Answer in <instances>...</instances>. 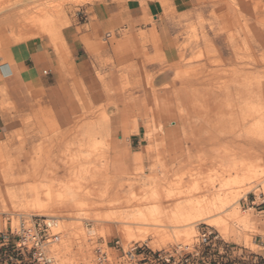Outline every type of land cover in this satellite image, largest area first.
Instances as JSON below:
<instances>
[{
    "label": "rangeland",
    "instance_id": "374dc122",
    "mask_svg": "<svg viewBox=\"0 0 264 264\" xmlns=\"http://www.w3.org/2000/svg\"><path fill=\"white\" fill-rule=\"evenodd\" d=\"M110 1L118 12L97 34L90 6ZM185 5V11L176 12L166 0H0V65H15L32 52L44 61L52 52L67 104L66 123L59 125L44 84L34 77L8 81L0 76V221L26 214L27 202L65 205L53 229L59 240L49 246L59 264H99L96 248L117 257L110 248L114 241L124 249L133 241L124 242L121 224L107 218L130 216L153 204L152 186L163 189L165 205L184 201L190 196H173L174 183L181 178L190 184L191 177L207 175L210 160L227 151L255 153L248 158H260L264 171V132H250L253 124H264V0H185ZM48 17L55 19L53 37L44 33ZM73 26L96 68L101 102L93 101L73 74L62 38ZM168 45L170 56L164 53ZM138 127L145 147L132 157L127 150H113L114 144H125L118 136ZM233 132L242 140H235L236 146ZM244 139L250 154L241 149ZM130 183L136 187L131 192ZM191 196L206 198L197 189ZM261 201V185L237 201L243 210L252 206L260 223L250 230L252 245L238 229L222 238L264 256V207L256 206ZM148 240L134 242L151 249L180 243L179 238L155 245ZM114 261L136 264L125 257Z\"/></svg>",
    "mask_w": 264,
    "mask_h": 264
},
{
    "label": "bare ground",
    "instance_id": "6f19581e",
    "mask_svg": "<svg viewBox=\"0 0 264 264\" xmlns=\"http://www.w3.org/2000/svg\"><path fill=\"white\" fill-rule=\"evenodd\" d=\"M47 22H48V29L47 31H45L46 29H44V33L49 34V36L54 35L55 29H52V27H55V19L48 17ZM57 39L58 38H56V40ZM57 42L58 41H56V43ZM61 43H63L62 40L60 44ZM248 115H250V113ZM238 128L240 129V127ZM255 129H257L258 131L262 130L264 132V124L263 123L260 124L259 127L257 124L256 126H254L253 124L252 129L250 127V132L255 131ZM238 136L239 135L236 134L235 132L232 133V138L234 139L233 140L234 145H235L234 141L236 140V138H238ZM236 141L238 142L242 140H236ZM243 144L246 146L245 147L243 146L241 148L242 150L243 148L247 147L246 151H249L248 152L249 154L253 152L252 148L248 146L245 139ZM243 144L241 143V145ZM228 147H226V149ZM240 147L238 148L235 147V148L239 149ZM232 151H227L230 153L225 152L226 154L222 157L219 156L220 158L217 157L211 159L210 160L211 167L210 166H209L210 168L208 167L209 172L207 175L205 176L202 175L200 177H194V176L191 177L192 183L190 181V184L187 183L184 184V181H182L181 178L180 181L174 183L178 187L176 191L173 192L172 195L177 196L178 199H179L178 195H180L181 193H185L188 196L192 197L191 193H193V191L196 189L202 192L204 195H206V198L194 199L193 196L192 198L188 197L184 201L173 200L175 202L172 201V203L165 205L163 204V201L160 200L163 189L160 187L152 186L151 192L154 194V198H155L153 200L155 202L154 203L151 202L153 204L149 206L136 208V210L135 211L133 210L134 212L130 216L129 215L122 216L123 214L121 216L118 215L110 216L109 218H107V220L121 224L118 231L123 236L124 242L147 241L148 239H150L148 241L155 245V244H163L171 240L173 241L178 240L179 238L180 243L182 242L183 244L185 242V244H187L188 240L190 239V236L192 235V232L195 229V226L197 225L196 223L200 222L213 227L221 237H227L233 235L234 233H237L236 229H238L239 233H237V235L242 234L243 241L247 243V245L250 244L252 245L250 230L254 231L253 228L256 229V227L260 223L254 218V216L251 213V209L253 208L252 206L249 207V210H243L238 206L237 201L239 197L244 196L250 190L255 189L257 185L258 186L261 185V188L263 189L264 192V178L261 177L264 175L263 165L260 163L261 162L259 158L260 156L258 157V155L257 157L259 158V160H254V159L252 160H254L255 162L259 161V163L256 162V164H254L255 162L252 163L253 161L252 160L250 161L251 157L254 158V155L256 156L255 153H253L254 155L252 154L253 156L252 155L248 156L246 154L244 155L239 153L240 151L238 150H235L237 151L236 152L237 154L232 153ZM243 152L245 153V151ZM248 157H250V159ZM134 188H136L134 184L130 183L128 185V189L130 192L133 191ZM66 189L67 188H65V190ZM257 192L258 191H256L255 193ZM187 195L185 196L187 197ZM145 203L147 202L145 201ZM64 207L65 205L62 206L61 204L56 206L52 204V202L51 203L48 202L47 204L42 205L38 201L27 202L24 205V208L26 209L27 212L26 214L42 215L45 217L52 218L56 225L58 220H55V218L61 216L60 212L65 210ZM64 227L66 228V225ZM172 229H175V232H173ZM180 229H181L180 234L179 235L176 234L179 232ZM123 244L124 243H122V245ZM258 250H260L259 246H258Z\"/></svg>",
    "mask_w": 264,
    "mask_h": 264
},
{
    "label": "built area",
    "instance_id": "2783aa9c",
    "mask_svg": "<svg viewBox=\"0 0 264 264\" xmlns=\"http://www.w3.org/2000/svg\"><path fill=\"white\" fill-rule=\"evenodd\" d=\"M258 205L264 207V201ZM0 222L4 224L0 225V264H59L56 253L49 249L59 240L58 232H53L56 224L52 218L19 213L5 215ZM110 248L118 253L117 257L101 248L95 249L99 264H117L114 260L124 257L136 264H264V256L224 240L206 224L197 225L191 245L178 243L167 249H151L133 242L124 249L116 239Z\"/></svg>",
    "mask_w": 264,
    "mask_h": 264
},
{
    "label": "crops",
    "instance_id": "0c3cea01",
    "mask_svg": "<svg viewBox=\"0 0 264 264\" xmlns=\"http://www.w3.org/2000/svg\"><path fill=\"white\" fill-rule=\"evenodd\" d=\"M176 12L185 11V0H166ZM117 4L114 2L95 3L90 6V15L95 16V32H103L104 21L109 17H115L118 12ZM81 25V24H80ZM62 35V33H61ZM64 36V37H63ZM65 46L70 51V57L74 66L73 74L76 79L81 80L86 89L90 92L91 98L95 102H101L104 99L101 83L97 78L96 68L92 58L88 54L84 45L79 41L80 34L76 31V26L68 28L63 32ZM67 43V44H66ZM172 47L165 46L164 53L166 56L172 55ZM38 52H32L25 57V60L12 65L7 62L0 65V76L8 81L24 80L34 77L36 81L44 84V89L50 93L51 106L57 109L56 119L59 125L66 123L65 108L67 107L66 99L63 96V84L60 79L61 73L53 67L54 55L48 51L44 54V61ZM144 130L138 127L137 131L127 136H118L119 141L125 139V144L116 143L113 150H127L130 157L139 152L141 147H145ZM115 148V149H114Z\"/></svg>",
    "mask_w": 264,
    "mask_h": 264
}]
</instances>
